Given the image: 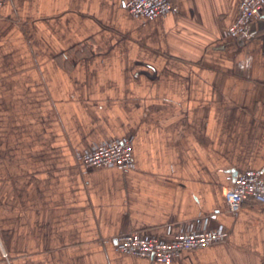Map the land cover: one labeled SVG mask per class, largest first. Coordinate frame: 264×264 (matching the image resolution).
I'll return each mask as SVG.
<instances>
[{
	"label": "crops",
	"instance_id": "obj_1",
	"mask_svg": "<svg viewBox=\"0 0 264 264\" xmlns=\"http://www.w3.org/2000/svg\"><path fill=\"white\" fill-rule=\"evenodd\" d=\"M126 1L0 6V264H264V202L225 198L237 172H264V7L229 37L240 0L155 19ZM126 136L132 168L78 164ZM171 224L229 235L172 263L116 249Z\"/></svg>",
	"mask_w": 264,
	"mask_h": 264
},
{
	"label": "built area",
	"instance_id": "obj_2",
	"mask_svg": "<svg viewBox=\"0 0 264 264\" xmlns=\"http://www.w3.org/2000/svg\"><path fill=\"white\" fill-rule=\"evenodd\" d=\"M4 0H0V6ZM127 9L146 19L163 18L174 9L173 0H127ZM264 7V0H240L235 20L227 27V36L236 37L243 33L255 16ZM76 159L85 169L97 167L134 166L132 139L129 136L93 144L76 153ZM228 209L237 213L248 200L264 202V172L262 169H246L231 177L225 189ZM168 238L151 233L148 229L130 230L117 236L116 249L137 256L172 263L182 258L184 250L204 247L223 242L229 233L219 227L198 228L189 231H174L169 228Z\"/></svg>",
	"mask_w": 264,
	"mask_h": 264
}]
</instances>
